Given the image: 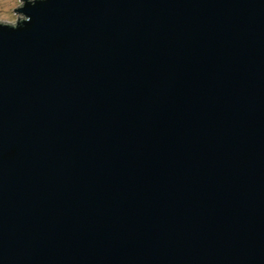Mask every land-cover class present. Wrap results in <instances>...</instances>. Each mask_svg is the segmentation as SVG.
<instances>
[{
	"label": "water",
	"instance_id": "1",
	"mask_svg": "<svg viewBox=\"0 0 264 264\" xmlns=\"http://www.w3.org/2000/svg\"><path fill=\"white\" fill-rule=\"evenodd\" d=\"M0 27V264H264V0H37Z\"/></svg>",
	"mask_w": 264,
	"mask_h": 264
},
{
	"label": "clouds",
	"instance_id": "2",
	"mask_svg": "<svg viewBox=\"0 0 264 264\" xmlns=\"http://www.w3.org/2000/svg\"><path fill=\"white\" fill-rule=\"evenodd\" d=\"M36 3L37 0H0V27L17 29L20 23L30 22L31 17L20 10Z\"/></svg>",
	"mask_w": 264,
	"mask_h": 264
}]
</instances>
